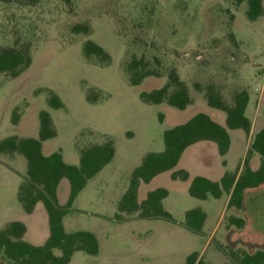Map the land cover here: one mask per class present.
<instances>
[{"label":"rangeland","instance_id":"rangeland-1","mask_svg":"<svg viewBox=\"0 0 264 264\" xmlns=\"http://www.w3.org/2000/svg\"><path fill=\"white\" fill-rule=\"evenodd\" d=\"M70 2L0 3V53L15 49L32 57L31 67L17 79L0 74V141L12 136H34L40 127L41 111L51 115L57 128V137L49 143L62 149L66 157L77 155L75 140L82 133H85L83 143L91 145L97 138L88 129L106 130L117 140L120 150L117 163H120L121 179L115 189L126 193L136 160L164 151L165 131L185 124L200 113L225 125V113L210 108L205 92L197 91L196 85L204 90L214 84L230 104L233 93L247 90L251 98L248 116L252 129L249 135L242 130L230 131L233 145L227 157V169L222 167L215 144L209 143L215 149L198 144L190 148L182 164L174 170L187 168L189 181H173L170 177L174 171L168 172L144 184L140 196L143 199L151 190L166 189L169 197L164 202L165 210L181 222L185 221L186 210H205L210 216L205 229L207 235H191L195 238L194 250L204 251L208 264L230 263L217 250L216 243L227 252L264 251V185L248 191L243 209L236 212L246 220L245 227L227 228V221L213 235V241L209 238L222 215L225 199L199 201L189 194L194 176L209 172L213 177L219 170L235 172L238 167L241 173L247 155L245 149L250 148L255 134L264 128V17L250 22L246 15L247 0ZM75 26L88 27L89 33L75 34ZM87 41L105 49L112 58L110 66L84 58L82 50ZM134 58L148 61L161 77L148 78L139 87L131 86L128 67ZM172 70L188 86L194 103L184 111L165 104H144L140 94L162 88ZM45 89L61 99L64 109L54 110L49 106ZM90 91L97 95L98 103H88L86 95ZM16 109L21 119L17 126L12 123ZM259 163L257 156L251 160L253 168ZM20 182L16 174L0 165V220H14L20 213L25 215L17 200ZM86 193L81 198L83 207L89 206ZM73 215L79 219L80 228H92V216ZM142 223L156 237L166 233L163 226L175 225L164 220ZM42 224L38 216L34 225L30 224L31 233L42 231ZM79 255L90 261L94 259L85 253ZM156 258L158 264L169 263L162 254ZM0 264L10 263L0 256Z\"/></svg>","mask_w":264,"mask_h":264},{"label":"trees","instance_id":"trees-1","mask_svg":"<svg viewBox=\"0 0 264 264\" xmlns=\"http://www.w3.org/2000/svg\"><path fill=\"white\" fill-rule=\"evenodd\" d=\"M12 0H0V3H9ZM70 4V0H63ZM247 18L255 22L264 17L263 0H247ZM75 34H88L89 28L75 26ZM83 56L87 61L96 60L102 65L110 66L111 56L100 45L87 41L83 45ZM32 65V57L15 49H5L0 53V74H7L11 79H17ZM130 84L139 87L151 77L159 78V71L151 68L150 63L144 59L134 58L128 67ZM196 90L205 92V100L210 108L221 111L226 115V127H223L210 116L200 113L192 117L185 124L176 126L164 132L165 149L159 153L147 154L141 164L133 171L129 189L118 205V213L112 218L116 222H125L137 216L140 220H164L178 224L174 217L165 210L163 202L169 196L164 188L156 189L147 194L146 199L139 203L138 195L142 183L149 184L156 177L174 171L180 163L184 153L190 147L202 143L216 144L218 153L224 158L231 148L229 130H242L249 135L252 121L248 116L250 94L247 90L233 93L232 103H228L221 91L214 85H208L204 90L196 85ZM48 104L54 110L64 109L61 99L51 90L45 89ZM90 104L99 102L97 95L90 91L86 95ZM140 99L147 105H168L180 111L186 110L194 103L190 89L180 79L176 70L170 71L168 82L160 89L152 92H142ZM20 115L17 109L13 113L12 123L18 125ZM39 136L34 138H19L12 136L0 141V155L13 157L20 155L27 161V174L19 187L17 200L23 211L30 215L37 204L42 203L48 215L50 237L45 245L36 247L25 241L26 227L20 222L8 223L0 230V256L10 264H70L76 252H84L91 256L99 254V242L96 236L87 231L68 234L65 231L63 220L70 214L78 195L84 190L89 180L98 175L108 166L115 157V143L110 137H104L103 143L86 145L83 143L82 133L76 142L80 155L78 166L68 165L64 162L61 151L50 156H44L43 143L57 137V129L51 115L46 111L39 113ZM91 135L96 136L90 132ZM97 138V141L100 138ZM254 155L260 157V166L253 170L250 162ZM240 168L233 173L226 172L219 182H214L205 177H195L190 185L189 194L192 198L207 201L209 198L219 200L224 194L230 195L228 209L242 210L245 193L264 185V128L253 138ZM68 180L71 186L70 197L65 206H61L57 198V190L62 180ZM172 180L186 182L190 174L179 170L172 174ZM207 219L202 209H192L186 213L185 221L181 225L196 235H204V225ZM228 228L235 227L241 230L246 221L242 218L231 216L227 219ZM217 250L227 257L229 264H264V251L258 250L253 254L247 252H228L222 245L216 243ZM55 251L61 253L55 255ZM186 264H208L199 253L188 256Z\"/></svg>","mask_w":264,"mask_h":264},{"label":"crops","instance_id":"crops-1","mask_svg":"<svg viewBox=\"0 0 264 264\" xmlns=\"http://www.w3.org/2000/svg\"><path fill=\"white\" fill-rule=\"evenodd\" d=\"M263 7H264V0H263ZM248 111H249V107H248ZM20 123H21V119L18 125ZM217 123H219L223 127H226V122H225V125L220 122H217ZM88 130L92 131V133H94L98 138H100V140L96 141V143L98 144L103 143L104 137L112 138L115 143V157L113 161L108 166H106L98 175H96L93 179L88 181L84 190L76 198L72 211L63 220L65 231L68 234L81 232V231L91 232L96 236L99 242V254L94 256L93 261H90V259H86L85 257H82L81 255H79L80 253H84V252H76L72 257L70 264H158L156 257L159 254H162L163 257L168 258L169 260L168 264H186V260L188 256H190L193 253H198V252L194 250L195 238L192 237L191 235L193 233L186 230L181 225V223H183L181 222L182 220L175 219L178 222V224L173 225V227L163 226L164 228H166V233L165 234L161 233V235L156 237L155 233L152 230H149L148 228L145 227V225H142L144 224L142 222H145L148 220H140L137 218V216H134L133 218H129L125 222L119 223L112 219L118 213L119 202L121 201L123 196L126 194L125 192L120 193L119 190L115 189L117 182H119L121 179L120 163H117L119 162L118 158L120 156V150L117 144V140H115V138L112 136L110 132H107L106 130H96V131H93L92 129H88ZM230 131L231 130H229V133ZM38 136H39V130L35 131V135L32 137H24V136H17V137L37 139ZM77 140L78 138H76L75 140V150L77 154L76 156L70 154L68 157H66L62 149L56 148L55 146L49 143L50 140L43 143V148H42L43 155L47 157L56 152L61 151L64 162L66 164L78 166L80 163V155L76 147ZM209 143H212V142H202L199 144H204V145H199V146L201 147L202 146H212V148L215 149V147L212 145L214 143L212 144H209ZM232 145H233V141L231 139V148H232ZM190 148L186 150V152L184 153L180 163L178 164V167L180 166V164H182L183 159L185 158ZM231 148H230V151H231ZM247 150L245 149L244 153H247ZM217 152H218V148H217ZM229 153L224 158V160L226 161V167L223 166V158H221L222 159L221 164H222L223 169H227L228 167L227 157ZM256 156L259 157L258 155H254V157ZM143 157L144 156H140L138 158L139 162H137L136 160V162L134 163V166H132L133 167L132 171H134L141 164ZM0 165L3 168L10 170L11 172L16 174L21 179V182L19 184V187H20L23 178L27 174V161L25 160V158L20 155H14L13 157L6 156V155H0ZM111 166H114L113 169H111ZM250 166H251V162H250ZM259 166H260V163H259ZM259 166L257 168H253L251 166V168L253 170H257ZM179 170H185L189 173L187 168H181V169H178L177 171ZM226 172L233 173L232 171L219 170L218 173L214 174L213 177L210 176L209 172H207L206 174L197 175V176L205 177L214 182H219L224 177ZM165 174H162L160 176H163ZM197 176H194L193 179ZM170 178L172 179V175ZM190 179H191V175H190ZM111 182H112V188H110ZM143 185L144 183L141 184L140 189H139V195H138L139 203L143 202L146 199L147 194L149 192L156 190L154 189V190L147 192L145 195V198L141 199L140 192H141ZM19 187H18V190H19ZM70 191H71V186H70L69 181L66 179L62 180L57 190V198L61 206H65L68 203V200L70 197ZM248 191H246L245 197ZM85 192H87L86 193L87 203L89 204V206L87 207L81 206V202H82L81 198ZM222 198L225 199L224 209H223L221 217L219 218V221L214 226V229L212 231V234L209 240L213 237V235L217 233V231H219V229L223 227L224 224H226L227 219L229 217L231 216L238 217L236 215V212L238 211H236L235 209H228L230 195L224 194ZM164 202H163V205H164ZM244 203H245V200H244ZM20 208L25 215H21L20 213L19 217L14 220H6V221L0 220V227L3 229L8 223H11V222L23 223L26 227V234L23 238V241L33 246H36V247L45 245V243L50 237V229H49L48 215H47L44 205L42 203L37 204L34 212L30 215L26 214L23 211L21 205H20ZM190 210H186L184 215L186 216V213ZM203 211L206 213L207 219L204 225V235L202 236H206L207 234L205 233V229L210 224V216L205 210ZM230 212H233V213L230 214ZM76 213H87L90 216H92L93 218L92 228L90 229L80 228L79 219L74 217L73 215ZM38 216L41 217L42 222H43L42 231H39L38 233L36 232L31 233L30 224L34 225ZM46 216H47V224H46ZM238 218H241V217H238ZM227 224L225 225V227L228 226ZM231 228H234V227H231ZM198 236H201V235H198ZM213 240L214 238H212V241ZM203 253L204 251L199 253L202 258H204ZM55 255L60 256L61 253L59 251H55Z\"/></svg>","mask_w":264,"mask_h":264}]
</instances>
